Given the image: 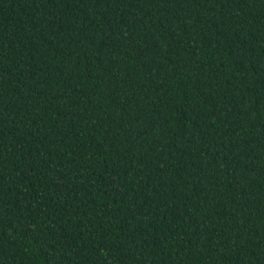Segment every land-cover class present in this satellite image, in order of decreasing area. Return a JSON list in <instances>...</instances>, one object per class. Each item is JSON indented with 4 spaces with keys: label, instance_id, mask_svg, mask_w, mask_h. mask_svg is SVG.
Here are the masks:
<instances>
[{
    "label": "trees",
    "instance_id": "1",
    "mask_svg": "<svg viewBox=\"0 0 264 264\" xmlns=\"http://www.w3.org/2000/svg\"><path fill=\"white\" fill-rule=\"evenodd\" d=\"M0 264H264V0H0Z\"/></svg>",
    "mask_w": 264,
    "mask_h": 264
}]
</instances>
